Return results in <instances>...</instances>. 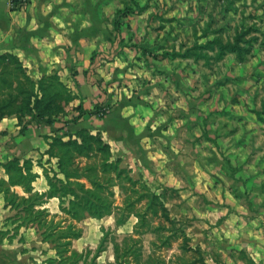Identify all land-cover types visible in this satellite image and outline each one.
I'll return each instance as SVG.
<instances>
[{
  "label": "rangeland",
  "instance_id": "374dc122",
  "mask_svg": "<svg viewBox=\"0 0 264 264\" xmlns=\"http://www.w3.org/2000/svg\"><path fill=\"white\" fill-rule=\"evenodd\" d=\"M68 6L83 9L82 18L77 14L73 21L82 25L85 43L95 46L92 73L97 89L90 99L75 95L61 121L73 122L77 105L91 103L97 116L92 122L109 130L105 135L97 132L113 157L151 187L129 167L137 143L131 140L130 127L135 125L144 124L140 142L169 137L162 129L175 134L186 152L185 171L197 173L200 167L203 173L195 192L182 196L170 191L168 197L161 190L175 223L160 212H148L150 229L140 234L142 260L187 264L200 256L206 264H264V0H73ZM125 6L132 10L116 18V10ZM79 50L77 61L83 58ZM116 117L127 123L121 126L120 146L114 144ZM28 119L17 124L23 126ZM80 128L88 129L74 128L73 134ZM53 130L50 127L51 139ZM122 185H112L115 204H124L129 192L136 210L122 225L112 216L78 221L82 232L71 249L80 257L57 254L52 238L36 226L22 230L21 242L5 244L0 264L90 263L102 227L121 240L132 233L136 212L144 209V199L136 200L141 192L128 189L125 181ZM133 187L141 189L140 182ZM183 197L185 209L178 211L171 203ZM53 216L67 217L54 208L48 218ZM157 226L161 229L154 231ZM106 244L95 264L113 261L111 241ZM19 251L24 256L18 258Z\"/></svg>",
  "mask_w": 264,
  "mask_h": 264
},
{
  "label": "trees",
  "instance_id": "16d2710c",
  "mask_svg": "<svg viewBox=\"0 0 264 264\" xmlns=\"http://www.w3.org/2000/svg\"><path fill=\"white\" fill-rule=\"evenodd\" d=\"M131 10L129 6L117 9L115 17ZM179 53L164 52L165 55ZM74 98L75 95L56 71L34 79L17 54L0 53V118L15 115L18 122L22 123L21 119L29 116L23 126L31 121L51 124L66 113L68 104ZM76 108L79 112L72 119L73 122L83 114L81 104ZM47 153V163H50V157L57 158V170L51 165H43L49 185L45 192L32 191V181L37 176L32 170V160L25 159L21 163L20 159L14 157L3 163L8 179H0V191L3 192L6 203L16 209L13 218L19 221V225L36 223L46 237L52 238L57 254L71 252L70 256H74L78 253L71 249L72 240L78 238L82 232L77 225L78 221L86 217L100 219L105 215L114 214L116 225H122L127 215L136 210L135 201L129 192L125 193L124 204H115L112 185H122L125 181L128 183V189L141 192L136 200L144 199V209L142 212H136L138 222L132 233L125 235L121 240L109 236L114 234L112 229L102 227L103 235L92 261L88 264H95L96 257L105 249L108 240L113 247L114 259L102 264H154L149 260H142L140 234L150 229V224L146 223L148 212L155 215L160 212L172 224L175 223L163 201V193H157L142 178L134 177L129 170L122 167L120 159L113 157L109 143L98 132L92 133L89 129L80 128L74 136L68 135L66 139L63 136H55L49 141ZM59 173L63 177H59ZM138 182L141 189L133 187V184ZM15 185L21 186L28 195L15 192L12 189ZM52 196L59 198L60 211L67 216L66 224L65 217L59 220H55L54 216L48 218L51 213L43 204ZM154 228V231H158L161 226ZM80 256L78 254V257ZM197 261L206 264L200 256L187 264H196ZM83 264L87 263L83 261Z\"/></svg>",
  "mask_w": 264,
  "mask_h": 264
},
{
  "label": "crops",
  "instance_id": "0c3cea01",
  "mask_svg": "<svg viewBox=\"0 0 264 264\" xmlns=\"http://www.w3.org/2000/svg\"><path fill=\"white\" fill-rule=\"evenodd\" d=\"M70 2H73V0H26L24 5L14 7L10 5L9 0H0V53L13 52L17 54L27 68V72L34 79L56 71L60 79L76 95V99H79L81 95L90 99L97 89V82L92 73L93 62L95 61V57L92 58V49L95 46L92 43L89 45L85 43L82 38V25L77 27L78 25L73 21L77 14L81 17L83 9L79 8L75 11L68 6ZM78 49L82 51L81 56H83L79 61L75 56L76 53H79ZM68 52H70L69 56ZM78 103L74 102L73 104ZM81 107L83 114L77 122L64 123L59 119L51 124L31 121L26 123L25 126H21L17 124L18 119L15 115L0 118V179H8L3 166V163L7 160L17 157L22 163L23 160L30 159L32 160V170L37 173L36 178L32 181V191H47L49 185L44 175L43 165L47 167L49 164L57 170V158L55 156L50 157V163L46 162L49 158L47 149L49 148V141H51L50 127L56 129L53 130V136H57L64 129H70L69 132L74 136V128L83 126L87 127L92 133L99 130L102 135H105L109 132L105 124L99 126L98 123L94 124L92 122L97 116L91 109V103L88 107L84 102ZM119 119L120 117H116L112 122V126L115 128L113 133L118 135L116 136L117 140L114 141L115 145H119L117 141L124 134L121 126H124V124L127 126V123H123ZM92 123L94 125H91ZM140 125H135L134 128L130 127L131 140L133 143L135 140L137 142L134 149L135 154L131 156L132 160L129 164V167L132 168V174H142L149 184H153V188L157 187V193L165 189V194L167 193L168 197L170 191H173L176 195L180 193L182 196L188 191L195 192L197 190L196 183L203 173L202 170L200 171V167L197 168V173L185 171L184 156L186 152L180 144L182 140L175 138V134L169 133V130L162 129L163 136L165 132L170 136L156 142H153L155 139L145 137L140 142L138 138L141 135L138 134L143 129L144 124ZM70 133H63V138L66 139ZM167 145L170 149L167 148ZM142 147L144 150H142ZM193 162L195 163L196 160L193 159ZM58 176L63 177L61 173ZM12 189L20 195H28L19 185L12 186ZM163 201L170 209L166 198H163ZM171 205L178 211H183L185 209L184 197L176 203H171ZM43 206L47 207L50 213L53 208L60 211L59 198L57 196L48 197ZM15 213L16 209L11 208L6 203L3 192L0 191V250L5 252V244L16 240L22 241V230L35 229L37 226L36 223L19 225V221L13 218ZM177 215L178 218L179 214ZM105 216H112L115 220L114 214ZM40 238L39 242L41 241ZM22 255L24 256V252L19 251L17 257L20 258ZM2 256L4 255L0 253V258ZM16 264L25 263L18 261Z\"/></svg>",
  "mask_w": 264,
  "mask_h": 264
},
{
  "label": "built area",
  "instance_id": "2783aa9c",
  "mask_svg": "<svg viewBox=\"0 0 264 264\" xmlns=\"http://www.w3.org/2000/svg\"><path fill=\"white\" fill-rule=\"evenodd\" d=\"M26 2V0H9V3L14 6V5H17V6H22L24 5Z\"/></svg>",
  "mask_w": 264,
  "mask_h": 264
}]
</instances>
